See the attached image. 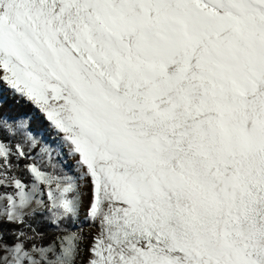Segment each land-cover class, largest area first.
Listing matches in <instances>:
<instances>
[{"label": "snow or ice", "instance_id": "obj_1", "mask_svg": "<svg viewBox=\"0 0 264 264\" xmlns=\"http://www.w3.org/2000/svg\"><path fill=\"white\" fill-rule=\"evenodd\" d=\"M0 264H264V0H0Z\"/></svg>", "mask_w": 264, "mask_h": 264}]
</instances>
